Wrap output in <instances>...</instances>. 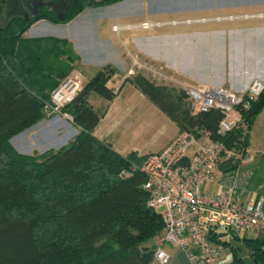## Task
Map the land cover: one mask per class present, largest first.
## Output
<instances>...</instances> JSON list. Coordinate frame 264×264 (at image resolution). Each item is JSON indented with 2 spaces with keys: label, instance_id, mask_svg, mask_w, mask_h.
Returning a JSON list of instances; mask_svg holds the SVG:
<instances>
[{
  "label": "trees",
  "instance_id": "1",
  "mask_svg": "<svg viewBox=\"0 0 264 264\" xmlns=\"http://www.w3.org/2000/svg\"><path fill=\"white\" fill-rule=\"evenodd\" d=\"M121 0H71L64 18L39 8L36 18H4L0 2V264H149L151 237L162 226L147 205L139 170L146 154H120L93 134L100 118L91 94L111 100L107 85L115 68L96 70L72 98L57 109L77 130L56 150L20 154L9 139L52 112L50 93L69 76L80 57L62 38L24 37L35 21L67 22L85 9ZM184 132L205 131L212 140L246 152L248 129L264 107V87L242 110V123L220 136L223 114L190 105L183 90L154 84L137 74L125 78ZM240 108V104L236 105ZM134 167L132 169L131 167ZM125 171L127 174H121ZM241 239L256 264H264V237ZM225 248L227 242L218 240ZM232 264H241L231 249Z\"/></svg>",
  "mask_w": 264,
  "mask_h": 264
},
{
  "label": "rangeland",
  "instance_id": "2",
  "mask_svg": "<svg viewBox=\"0 0 264 264\" xmlns=\"http://www.w3.org/2000/svg\"><path fill=\"white\" fill-rule=\"evenodd\" d=\"M23 36L66 39L80 59L51 91L52 112L9 139L15 151L41 154L71 141L77 130L69 116L57 109L96 70L111 65L115 74L107 85L115 92L113 98L89 96L100 116L93 134L120 154H147L163 148L161 142L177 126L124 79L139 74L154 84L185 92L200 87L195 85L197 76L207 75L215 81L244 74L264 56V0H121L85 9L67 22L35 21ZM182 132L177 127L174 138ZM202 190L213 192L216 186L210 184ZM221 233L227 242L226 258H231L232 249L241 264H256L240 238ZM238 235L254 236L248 232Z\"/></svg>",
  "mask_w": 264,
  "mask_h": 264
},
{
  "label": "built area",
  "instance_id": "3",
  "mask_svg": "<svg viewBox=\"0 0 264 264\" xmlns=\"http://www.w3.org/2000/svg\"><path fill=\"white\" fill-rule=\"evenodd\" d=\"M263 86L253 79L240 92L200 86L188 88L185 94L199 110L213 107L222 112L216 133L223 136L242 123L241 111L248 109ZM250 160L243 149L212 140L205 131L198 136L183 131L161 150L145 155L139 166L141 188L162 223L151 237L152 260L167 262L164 246L171 245L184 253L189 264H232L217 243L221 231L264 237V197L254 198L249 186L253 172L241 167ZM210 184L215 191L202 190Z\"/></svg>",
  "mask_w": 264,
  "mask_h": 264
},
{
  "label": "crops",
  "instance_id": "4",
  "mask_svg": "<svg viewBox=\"0 0 264 264\" xmlns=\"http://www.w3.org/2000/svg\"><path fill=\"white\" fill-rule=\"evenodd\" d=\"M232 43L233 42H231V44ZM255 59L257 60L258 58L255 57ZM258 63L259 64H255L251 70L247 69L244 74H234L233 76L232 74H229L228 78L225 76L215 81L209 80L210 76L207 75H204L203 77L197 76L195 77V85L212 87L223 86L235 92H240L253 79H258L264 83V56L259 57ZM177 134L176 127L172 134L161 142L163 146L165 147ZM247 134L248 145L246 147V154L251 156V160L242 164L241 167L244 169L248 168L253 172L249 186L254 191V198L258 196L264 197V107L255 116ZM141 154H146V152ZM262 210L264 212V203ZM164 250L168 254L167 262L159 263L151 260L149 264H189L186 256L179 248L171 245H165Z\"/></svg>",
  "mask_w": 264,
  "mask_h": 264
},
{
  "label": "water",
  "instance_id": "5",
  "mask_svg": "<svg viewBox=\"0 0 264 264\" xmlns=\"http://www.w3.org/2000/svg\"><path fill=\"white\" fill-rule=\"evenodd\" d=\"M1 1V0H0ZM71 0H4V18L22 16L25 19L36 18L39 8H48L54 16L62 20L64 12Z\"/></svg>",
  "mask_w": 264,
  "mask_h": 264
},
{
  "label": "bare ground",
  "instance_id": "6",
  "mask_svg": "<svg viewBox=\"0 0 264 264\" xmlns=\"http://www.w3.org/2000/svg\"><path fill=\"white\" fill-rule=\"evenodd\" d=\"M118 29H119L118 26H116V28H115L114 30L117 31ZM26 130H27V129H26ZM24 131H25V130H24ZM24 131H23V132H24Z\"/></svg>",
  "mask_w": 264,
  "mask_h": 264
},
{
  "label": "flooded vegetation",
  "instance_id": "7",
  "mask_svg": "<svg viewBox=\"0 0 264 264\" xmlns=\"http://www.w3.org/2000/svg\"><path fill=\"white\" fill-rule=\"evenodd\" d=\"M1 1H2V0H1ZM1 1H0V2H1ZM3 5H4V2H3ZM8 17H9V16H8ZM8 17H7V18H8ZM21 17H22V16H21ZM7 18H6V19H7ZM22 18H23V17H22ZM24 19H25V18H24ZM28 19H29V18H28Z\"/></svg>",
  "mask_w": 264,
  "mask_h": 264
}]
</instances>
